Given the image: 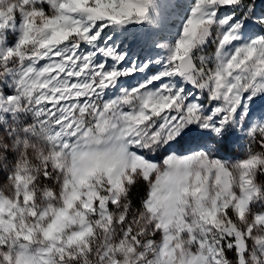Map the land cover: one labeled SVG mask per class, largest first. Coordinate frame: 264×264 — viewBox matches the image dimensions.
<instances>
[{
  "label": "snow or ice",
  "instance_id": "snow-or-ice-1",
  "mask_svg": "<svg viewBox=\"0 0 264 264\" xmlns=\"http://www.w3.org/2000/svg\"><path fill=\"white\" fill-rule=\"evenodd\" d=\"M165 2L0 0V264H264V8Z\"/></svg>",
  "mask_w": 264,
  "mask_h": 264
},
{
  "label": "rangeland",
  "instance_id": "rangeland-1",
  "mask_svg": "<svg viewBox=\"0 0 264 264\" xmlns=\"http://www.w3.org/2000/svg\"><path fill=\"white\" fill-rule=\"evenodd\" d=\"M174 2L180 4L183 0H174ZM257 2L260 8H264V2H261V0H257ZM157 10L156 20L158 21L159 29L155 30L154 35L149 34L152 30L148 23L131 25L129 28H132V30L129 32L120 29L110 32L115 46L127 52L130 59L142 60L146 57L155 56L157 53H162L163 49L155 47V42L160 41L164 43L172 41L178 34V26L182 23V10L178 7H174L172 4L166 3L165 0H155V4L149 13L150 19L151 16L153 17L155 15L154 12H157ZM153 21L152 18V23ZM140 27H144L146 32L143 30L140 31ZM143 36L148 37L149 40L146 38L143 39ZM229 155L238 157L240 153L238 150L234 149L229 152ZM138 186L143 190L144 194L143 185ZM229 256L231 257L232 254L229 253Z\"/></svg>",
  "mask_w": 264,
  "mask_h": 264
},
{
  "label": "trees",
  "instance_id": "trees-1",
  "mask_svg": "<svg viewBox=\"0 0 264 264\" xmlns=\"http://www.w3.org/2000/svg\"><path fill=\"white\" fill-rule=\"evenodd\" d=\"M141 30H143L144 32H146V30L144 29V27H140V31ZM142 38L143 39L146 38L147 40H149V38L146 37V36H143ZM142 194H143V190L140 189L139 186H137V188L133 192V199L138 203Z\"/></svg>",
  "mask_w": 264,
  "mask_h": 264
},
{
  "label": "built area",
  "instance_id": "built-area-1",
  "mask_svg": "<svg viewBox=\"0 0 264 264\" xmlns=\"http://www.w3.org/2000/svg\"><path fill=\"white\" fill-rule=\"evenodd\" d=\"M156 13H158V11L157 12H154V18L151 16V19L153 18V23H152V30H156V29H159V28H157L158 27V21L156 20Z\"/></svg>",
  "mask_w": 264,
  "mask_h": 264
},
{
  "label": "bare ground",
  "instance_id": "bare-ground-1",
  "mask_svg": "<svg viewBox=\"0 0 264 264\" xmlns=\"http://www.w3.org/2000/svg\"><path fill=\"white\" fill-rule=\"evenodd\" d=\"M153 18H154V16H153ZM151 21H152V19H150ZM149 26H150V29H152V23L151 24H148Z\"/></svg>",
  "mask_w": 264,
  "mask_h": 264
}]
</instances>
